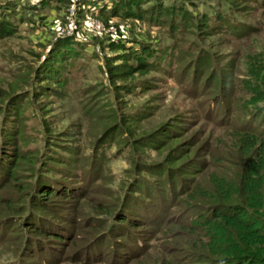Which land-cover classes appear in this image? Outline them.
Listing matches in <instances>:
<instances>
[{"label":"rangeland","instance_id":"rangeland-1","mask_svg":"<svg viewBox=\"0 0 264 264\" xmlns=\"http://www.w3.org/2000/svg\"><path fill=\"white\" fill-rule=\"evenodd\" d=\"M1 26L0 264H123L127 229L158 248L202 213L171 207L173 148L185 172L264 126V0H0Z\"/></svg>","mask_w":264,"mask_h":264},{"label":"trees","instance_id":"trees-1","mask_svg":"<svg viewBox=\"0 0 264 264\" xmlns=\"http://www.w3.org/2000/svg\"><path fill=\"white\" fill-rule=\"evenodd\" d=\"M9 29L10 26H1L0 37L11 36ZM74 38L63 39L61 44L73 43ZM113 44L121 43L114 41ZM131 60L135 61L128 67L131 74L143 73L150 66L147 59L140 55L133 54ZM259 90L264 97V78ZM262 114L264 116V109ZM250 126L238 128L241 136L237 143L232 141L224 147L226 150L221 159L212 157L208 163L191 165L185 172L173 166L192 151H184L180 145L175 146L170 155L173 161L161 170L170 180L168 189L172 192L169 194L171 207L182 213L187 209L186 205L192 204L197 212L202 213L198 212L199 218L195 223H188L176 215L158 221L155 226H161L158 232L162 242L156 249L149 248L142 237L127 229L129 245L120 247L125 252L116 250L120 258L116 257L115 260L123 259V264H264V126L259 129H251ZM176 140L173 139L174 142ZM206 147L211 154L210 145ZM18 163L20 158L15 157L14 162L5 168V176L11 177ZM195 178L202 182L195 184ZM177 188L181 191L177 195L181 198L179 202L175 201L177 196L172 199ZM56 192L47 187L40 191L38 197L46 200L49 196H58ZM155 212L154 217L159 212L158 208ZM128 221L126 218L120 219V222ZM155 223L152 222V225ZM97 228L86 243L100 238L104 229ZM97 242L103 244L102 237L94 244ZM89 247L81 252L85 251L86 254Z\"/></svg>","mask_w":264,"mask_h":264},{"label":"built area","instance_id":"built-area-1","mask_svg":"<svg viewBox=\"0 0 264 264\" xmlns=\"http://www.w3.org/2000/svg\"><path fill=\"white\" fill-rule=\"evenodd\" d=\"M71 2H74V0H70ZM91 10V9H90ZM74 11V10H73ZM71 13H72V10H71Z\"/></svg>","mask_w":264,"mask_h":264}]
</instances>
